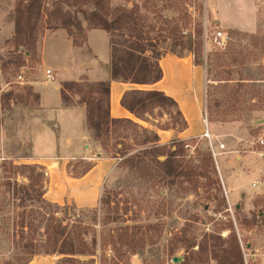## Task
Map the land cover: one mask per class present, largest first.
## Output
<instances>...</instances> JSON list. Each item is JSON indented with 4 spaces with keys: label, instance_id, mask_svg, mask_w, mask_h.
Segmentation results:
<instances>
[{
    "label": "rangeland",
    "instance_id": "rangeland-1",
    "mask_svg": "<svg viewBox=\"0 0 264 264\" xmlns=\"http://www.w3.org/2000/svg\"><path fill=\"white\" fill-rule=\"evenodd\" d=\"M22 1L0 0V264H22L26 255H20V250L28 244V233L33 235L34 245H45L46 228L59 223L65 225L66 213L73 215V221L81 223V236L86 246L92 249V240L96 241L95 264H174L173 258L181 259L180 264H264V144L260 145V140L264 142V0H257L258 27L252 32L216 25L210 19L206 0H109L111 8L123 6L133 8L134 13L137 11L143 36L152 45L150 50L155 49L162 56L170 51L192 56L189 49L193 51L196 42L201 41L200 61L205 72L206 59L213 64L210 74L205 73L202 137L184 139L178 132L181 123L176 122L174 114L158 110L147 117L153 125L146 124V128L150 131L157 127L169 128L171 137L163 146L182 141L186 145L185 152L178 159L184 172L190 167L198 174L204 171V175L183 176L172 187H167L158 183L157 178L140 177L139 173L130 172L122 165L126 156L119 155L122 144L131 148L125 154L128 156L142 150L136 144L143 136L137 129L121 126L117 132L103 138L104 147L91 139L93 146L85 153L87 159L67 165L72 176H79L96 163L98 155L116 158L115 167L103 180L102 189L95 198L97 206L80 208L70 199H64L59 209L51 211L54 219L48 215L32 217L35 205L16 206L17 201H13L6 183L27 184L25 175L12 169L10 164L38 165L31 160L32 140H37L35 155L43 154L45 139L35 131L44 120L43 112L48 119L53 118L55 111L52 109L59 101L56 74L52 70L53 79L47 80L45 71L64 65L68 56L61 37L46 38V34L64 30L58 28L60 14L67 12L76 16L85 28L84 33H75L74 39L68 36L73 46L75 40L77 46L74 47L81 48L82 60L93 59L87 43L90 29L82 16V11L92 9V5L91 0H40L41 15L33 19L36 23L34 44L17 48L15 10ZM217 32L229 39L223 47L214 40ZM107 37L109 42L108 34ZM96 38L95 43L103 45V38ZM18 57L22 63L20 68L16 65ZM78 63L86 69L84 61ZM240 75L256 80L243 82L248 87L241 88L248 93L242 99L248 98L246 105L255 104V110L247 112L248 116L232 110L224 115L230 102L224 103L222 99L241 84L238 82ZM227 78L233 82H227ZM72 82L84 85L89 81L79 75L78 80ZM249 86H256L254 89L260 92L250 103ZM36 92L40 95L43 112ZM5 95H10L7 103L3 100ZM71 97L77 105L78 96ZM206 132L209 137L205 136ZM222 145L224 149L220 148ZM206 152L212 156L216 177L203 161ZM45 170L42 173L46 191L49 177ZM213 178L218 180L219 193L215 186L205 188ZM196 184L194 192L192 188ZM221 201L224 203L220 204ZM21 212L29 227L25 229L27 239L20 241L16 232ZM30 224L36 232L31 233ZM124 231L136 235L142 251L119 259L109 242L116 243L114 246L118 248L117 240ZM62 258L54 254L48 259L49 264H58ZM80 260L87 263L89 258Z\"/></svg>",
    "mask_w": 264,
    "mask_h": 264
},
{
    "label": "trees",
    "instance_id": "trees-1",
    "mask_svg": "<svg viewBox=\"0 0 264 264\" xmlns=\"http://www.w3.org/2000/svg\"><path fill=\"white\" fill-rule=\"evenodd\" d=\"M91 5L92 9L83 10L82 16L90 30H102L109 35L110 62L107 68L109 77L106 81L87 82L84 85L72 81L60 83L59 94L62 106L66 108L75 106L71 95L78 96L77 105L85 109L87 134L90 139L94 142H99L103 147V138L117 132V129L121 126H123V129L133 128L140 131L143 139L136 145L140 146L142 150L127 156L125 154L131 148L129 146L125 147L122 144L121 154L117 153L120 157L126 156L122 160V165L130 172L139 173L140 177L157 178L158 183H164L167 187H172L175 181H178L183 176L204 175V171L198 174L196 173V169L190 167H188L187 173L184 172L181 161L178 159L185 152L184 147L186 145L182 141L177 140L171 146L165 147L159 144V137L155 131H150L143 125H139L130 119H112L110 117L109 98L111 81L137 86H152L158 83L163 78V72L159 65L162 55L155 49L150 50L152 45L143 36L142 29L138 23L137 11L134 13L133 8L127 9L123 6L111 8L109 0H91ZM40 15V0H23L20 4L18 3L14 21V40L17 48H24L34 44L33 32L36 23L33 22V19L39 18ZM58 28L66 30L67 34L73 39L75 33L82 35L85 29H83L81 21L76 16L67 12L62 15L60 14ZM200 34L201 32L199 31L198 37H200ZM73 44L77 46L75 40ZM201 48L202 44L199 41L196 42L193 51L189 49L194 64L199 66L203 65L201 62L202 58H200ZM17 52L18 50H16ZM148 52L151 53L150 56L147 55ZM170 53L178 57L183 56L177 55L172 51ZM20 59V57L17 58V68L22 66ZM205 67V73L210 74L213 64L209 63V58L206 59ZM239 77L238 82L241 84L237 85L235 89L227 92L228 88H225L227 86L223 88L224 92L227 93L224 95L222 101L224 103L230 102L228 109L224 110V115L232 110L231 112L238 111L248 116L247 112L255 110V104L246 105L248 98L242 99L248 93L241 91V88L248 87L243 82H253L256 80L244 79L241 75ZM226 81L233 82V79L227 78ZM249 87H251L249 92L251 97L250 103L254 97L260 95V92L254 89L256 86ZM208 97L209 92L206 89V99ZM3 100L7 103L10 100V95L3 96ZM120 105L142 123L153 125L147 117L153 111L158 110L170 113L171 115L174 114L177 119L176 122L179 120L181 123V127L178 130L179 133H182L187 128V123L177 103L161 91L146 89L128 90L122 95ZM208 109H206V112L209 115ZM157 128L161 131L169 130V128ZM172 130L174 129L172 128ZM172 147L174 148L173 150L171 149ZM163 156L165 157L164 160L160 161L159 158ZM203 161L207 163L211 173L216 177L213 159L209 152H206ZM10 166L12 169L21 171V175H25L28 181L27 184H18L17 182L6 183L7 190L11 192L13 201H17L15 205L19 208L35 205L36 209L34 212L31 211L32 217L48 215L49 218L54 219V212L51 213V211L53 208L59 209V206L44 199L46 191L44 187V174L42 173L43 167L39 165L15 166L13 163ZM87 171L88 169L84 173ZM212 186H215V191L219 193L220 188L217 178L209 180L205 188L208 189ZM196 190L197 184L192 188V191L195 192ZM222 203L224 201L220 202V204ZM19 216L20 220L16 234L21 241L27 239L25 229L29 226L25 224L24 212H21ZM72 219L73 215L66 213L64 217L66 221L65 225L63 223H59L58 226L48 225L44 233L45 245H34L33 235L28 233V244L22 246L20 250V255H26L25 259H19L20 261L22 260V264H29L36 256H52L54 254L63 257L58 264H95L93 258L95 257L96 241L92 240V249L86 246L81 236V230L83 229L81 223ZM29 230L31 233L33 231L36 232L31 224ZM87 230L86 228L85 231L87 232ZM136 239L135 234H128L127 231H124L117 240L118 248H115L114 244L116 243L112 241L109 242V245L114 250L116 257L122 259L128 254L135 255L141 253V246L136 242ZM82 257L89 258V261L87 263L82 262L80 260ZM7 263L11 264V262Z\"/></svg>",
    "mask_w": 264,
    "mask_h": 264
},
{
    "label": "crops",
    "instance_id": "crops-1",
    "mask_svg": "<svg viewBox=\"0 0 264 264\" xmlns=\"http://www.w3.org/2000/svg\"><path fill=\"white\" fill-rule=\"evenodd\" d=\"M206 8L210 13V19L219 27L243 32H252L258 27L257 0H206ZM53 35L61 37L64 42L63 50L68 56V60L63 63L64 65H56L55 68L50 67V71L55 72L56 80L59 82L55 87L57 92L60 89V83L76 81L79 75H84L92 83L108 79L107 68L110 62V50L106 32L102 30L87 32L88 47L94 58L85 60H82L81 48L72 45L64 30H58L54 34H46V38L47 36L53 37ZM96 37L103 38V45L95 43ZM81 61L87 65L84 70L81 63H78ZM159 65L163 72V78L152 86H137L111 81L110 117L112 119H130L148 127L122 108L120 105L121 97L124 92L132 89L161 91L177 103L187 123L186 130L180 133L184 139L201 138L204 132V67L195 65L191 55L178 57L171 53L163 55ZM36 85L35 83L34 89ZM38 98L41 108L39 94ZM52 110L55 111L54 116L52 119H48L43 108H41L44 120L35 131L37 134H41L42 139H45L46 145L43 154L35 155L34 147L37 140H32V163H37L44 170L47 169L46 174L49 177L44 199L56 205H61L64 199H67L66 201L70 199L74 206L87 209L95 208L97 206L95 198L102 189L103 180L115 167L116 159L98 155L100 157L96 163L89 167L86 173L72 176L67 170V165L71 161L87 159L85 153H89L93 146V141L89 138L85 127V109L80 105L69 108L63 107L59 94V101ZM204 126L207 128L206 125ZM149 127L152 129L151 126ZM153 130L158 134L161 145H165L171 137L169 131ZM206 133L209 135L208 132ZM50 257L39 256L29 264H42L44 262L49 264L48 259Z\"/></svg>",
    "mask_w": 264,
    "mask_h": 264
},
{
    "label": "built area",
    "instance_id": "built-area-1",
    "mask_svg": "<svg viewBox=\"0 0 264 264\" xmlns=\"http://www.w3.org/2000/svg\"><path fill=\"white\" fill-rule=\"evenodd\" d=\"M214 40H215V42H216V44L218 46L223 47V46H225L227 44V42H228L229 39L223 33L217 32L216 35L214 36ZM45 75H46L47 80L53 79V77L51 76L52 75V72L50 70H46L45 71ZM19 78H21V77H19ZM204 122H206V120ZM205 136L207 137L208 134L206 133ZM263 144H264L263 140H260V145H263ZM220 148L221 149H224V146L222 145Z\"/></svg>",
    "mask_w": 264,
    "mask_h": 264
},
{
    "label": "water",
    "instance_id": "water-1",
    "mask_svg": "<svg viewBox=\"0 0 264 264\" xmlns=\"http://www.w3.org/2000/svg\"><path fill=\"white\" fill-rule=\"evenodd\" d=\"M159 160H160V161H163L164 158H163V157H160ZM181 261H182V260H181V259H178V258H173V259H172V262H173L174 264H180Z\"/></svg>",
    "mask_w": 264,
    "mask_h": 264
},
{
    "label": "bare ground",
    "instance_id": "bare-ground-1",
    "mask_svg": "<svg viewBox=\"0 0 264 264\" xmlns=\"http://www.w3.org/2000/svg\"><path fill=\"white\" fill-rule=\"evenodd\" d=\"M208 136H209V135H208ZM208 136H207V137H208Z\"/></svg>",
    "mask_w": 264,
    "mask_h": 264
}]
</instances>
